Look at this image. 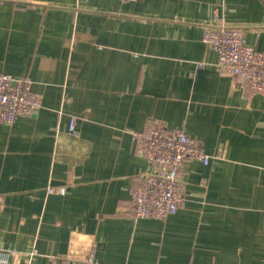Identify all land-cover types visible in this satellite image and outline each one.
<instances>
[{
	"label": "crops",
	"instance_id": "1",
	"mask_svg": "<svg viewBox=\"0 0 264 264\" xmlns=\"http://www.w3.org/2000/svg\"><path fill=\"white\" fill-rule=\"evenodd\" d=\"M216 14L264 52V0H0V73L42 99L0 122L10 264H264V97L217 70ZM156 127L211 158L185 163L165 220L134 211L150 166L132 133Z\"/></svg>",
	"mask_w": 264,
	"mask_h": 264
},
{
	"label": "built area",
	"instance_id": "2",
	"mask_svg": "<svg viewBox=\"0 0 264 264\" xmlns=\"http://www.w3.org/2000/svg\"><path fill=\"white\" fill-rule=\"evenodd\" d=\"M203 42L217 53L219 72L234 76L242 88L264 97V52L246 42L241 28L229 25L216 14L213 22L204 27ZM41 108L42 99L33 91L29 78L0 73V122L13 124ZM74 127L72 120V131ZM132 136L138 153L150 166L142 186L134 193L135 216L165 220L176 214L183 203L180 172L185 163L197 160L208 165L211 158L183 129L156 127L133 132ZM47 192L65 195L66 188L50 186ZM9 257L10 254H0V264H10ZM27 264H32V258Z\"/></svg>",
	"mask_w": 264,
	"mask_h": 264
}]
</instances>
